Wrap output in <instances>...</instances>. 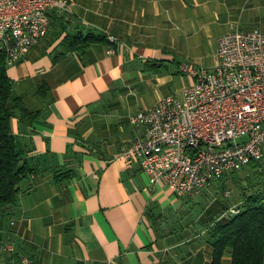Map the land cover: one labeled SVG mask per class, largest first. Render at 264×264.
Segmentation results:
<instances>
[{
	"label": "crops",
	"instance_id": "obj_1",
	"mask_svg": "<svg viewBox=\"0 0 264 264\" xmlns=\"http://www.w3.org/2000/svg\"><path fill=\"white\" fill-rule=\"evenodd\" d=\"M70 1L72 14L51 12V32L7 69L14 95L40 114L30 125L12 119L36 174L0 214V264L22 257L34 264H211L207 229L226 224L229 207L204 227L171 218L181 198L120 155L144 136L131 117L169 97L177 77L186 82L181 98L194 83L180 64L196 69L198 53H213L214 64L199 68L211 71L221 36L256 26L264 35V0ZM87 34L106 40L83 52L65 44L67 36ZM43 85L47 100L37 94ZM254 165L243 171L264 170ZM65 174L71 178L57 182ZM236 176L213 183L204 196L237 185ZM250 192L242 187L233 207Z\"/></svg>",
	"mask_w": 264,
	"mask_h": 264
},
{
	"label": "built area",
	"instance_id": "obj_2",
	"mask_svg": "<svg viewBox=\"0 0 264 264\" xmlns=\"http://www.w3.org/2000/svg\"><path fill=\"white\" fill-rule=\"evenodd\" d=\"M72 8L70 0H0V49L7 67L51 32V12L69 15ZM107 40L117 42L109 35ZM179 72L194 83L182 99L162 98L130 118L145 132L120 158L139 163L154 185H165L177 197L199 196L264 157V35L258 29L226 33L211 71L183 63ZM228 213L236 216L240 209ZM19 264L34 261L22 257Z\"/></svg>",
	"mask_w": 264,
	"mask_h": 264
},
{
	"label": "trees",
	"instance_id": "obj_3",
	"mask_svg": "<svg viewBox=\"0 0 264 264\" xmlns=\"http://www.w3.org/2000/svg\"><path fill=\"white\" fill-rule=\"evenodd\" d=\"M104 40L106 37L101 35H76L67 36L65 44L71 51L83 52ZM7 69L6 55L0 49V214L3 209L16 205L22 183L36 174V169L24 160V153L12 133V119L18 116L30 125L40 114L29 112L21 98L14 95ZM47 91L43 85L37 94L47 100ZM253 165L249 164L250 167ZM69 178L70 174L61 175L57 182ZM260 185L261 188L250 186L251 192L245 194L244 201L238 206V215L226 224L215 222L208 227L207 243L213 250L211 264H224L227 255L231 258L229 264H264V184Z\"/></svg>",
	"mask_w": 264,
	"mask_h": 264
},
{
	"label": "rangeland",
	"instance_id": "obj_4",
	"mask_svg": "<svg viewBox=\"0 0 264 264\" xmlns=\"http://www.w3.org/2000/svg\"><path fill=\"white\" fill-rule=\"evenodd\" d=\"M256 28L260 29V27L256 26ZM261 27V29H263ZM198 65L195 67V70H200L199 68L209 69L214 64L215 57L213 53H198L196 56ZM211 70V69H210ZM186 84L184 78L177 77L176 82H174L170 90L167 92V96L174 97L176 99L181 98L180 91L182 90V86ZM182 99V98H181ZM255 163V162H253ZM259 170L262 171L264 169V159L258 163ZM250 166H246L245 168H249ZM235 172L237 173V185H232L231 182H228V186L225 187L224 193L220 191V194L217 195L215 191L209 193L210 196H204L206 189H204L199 196H184L180 197L183 202L181 207L178 209H172L170 212L173 215L171 218H176L181 216L185 219L187 223H195L198 227H204L208 222L212 220V222L217 221L221 218L224 210L229 207V209L233 208V200L237 203L240 193L242 192V187H250L251 185L257 186L261 188L260 184H264V170L260 173V171H253L250 175L248 171ZM229 175L228 177H230ZM219 183L215 182L214 184ZM211 186V185H210ZM260 186V187H259ZM209 187H207L208 189ZM228 195V197L225 196ZM237 207V206H235ZM228 209V210H229ZM227 210V211H228ZM227 213V212H226Z\"/></svg>",
	"mask_w": 264,
	"mask_h": 264
}]
</instances>
